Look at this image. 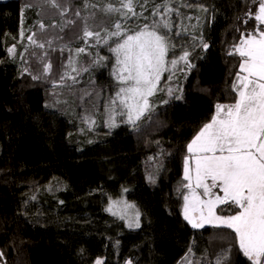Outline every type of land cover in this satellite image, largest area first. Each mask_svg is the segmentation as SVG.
I'll return each mask as SVG.
<instances>
[{
  "label": "trees",
  "instance_id": "16d2710c",
  "mask_svg": "<svg viewBox=\"0 0 264 264\" xmlns=\"http://www.w3.org/2000/svg\"><path fill=\"white\" fill-rule=\"evenodd\" d=\"M56 1L46 13L42 0L0 1V264H215L226 249L228 264H250L230 229H194L184 219L183 176L187 145L215 105L235 101L241 58L229 53L258 27L247 15L258 0H134L136 15L127 17L103 11L120 0ZM165 3L169 54L187 51L191 67L172 75V96L163 88L134 125L106 126L120 87L116 38L86 44L84 29L104 36L119 22L134 34L158 22L153 12L163 14ZM33 34L43 47L29 42ZM70 58L75 80L61 81ZM125 188L139 229L106 212Z\"/></svg>",
  "mask_w": 264,
  "mask_h": 264
},
{
  "label": "snow or ice",
  "instance_id": "6c2138e0",
  "mask_svg": "<svg viewBox=\"0 0 264 264\" xmlns=\"http://www.w3.org/2000/svg\"><path fill=\"white\" fill-rule=\"evenodd\" d=\"M120 5V8H115L108 4L103 11L107 14L124 9V17L136 15L134 0H120ZM53 6H56L55 3ZM163 7V14L159 7L153 12V16L160 15L159 22L151 27L144 25L134 34L124 31L119 22L114 25L115 31L105 30L104 36L87 26L84 29L86 44L90 38H95L97 44L116 38V46L111 48L116 56L112 74L120 87L110 99V127L115 126L117 105L120 114L127 116V123L133 125L151 109L149 98L160 90L163 74L170 71L169 63L171 69H175L181 61L191 67L187 51L178 59L170 62L167 59L172 45L167 35L171 31V22L166 17L172 9L167 3ZM247 15H254L258 27L253 32L242 34L239 44L234 46V53H229L238 54L241 58L236 82L232 85L237 94L235 101L215 105L210 121L187 145L189 155L184 160L183 176L187 183L183 188L188 191L183 196V217L194 229L203 228L206 224L230 229L235 233L239 251L247 261L264 264V28L259 27L264 25V0H258L255 14L249 11ZM40 27L43 29L44 25ZM33 37L34 34L27 37L29 42L37 47L44 46L37 44ZM203 46L207 48V44ZM9 51L14 53L15 49ZM84 52L85 48L76 49L77 56ZM67 68L70 71L61 76V81L65 78L74 81L71 72H78L76 62L70 58ZM50 71L51 64H47L44 72ZM171 78L168 77L169 80ZM168 92L171 95L172 89ZM120 203L113 202L109 211ZM220 205H229L236 211L219 215L216 209ZM124 208L134 209L135 206L124 204ZM126 218L121 214V219ZM132 226H140L138 211L134 212V219L129 223V227ZM230 251L221 252L215 264H228ZM97 264L101 262L97 261Z\"/></svg>",
  "mask_w": 264,
  "mask_h": 264
},
{
  "label": "rangeland",
  "instance_id": "374dc122",
  "mask_svg": "<svg viewBox=\"0 0 264 264\" xmlns=\"http://www.w3.org/2000/svg\"><path fill=\"white\" fill-rule=\"evenodd\" d=\"M0 1H4V0H0ZM42 5H46V7H42V8H44L45 9V11H44V13H46V12H49V11H51L52 9H53V7H51V6H53V3H55V5H57V1L56 0H42ZM44 3H46V4H44ZM41 5V4H40ZM41 5V6H42ZM50 5V6H49ZM160 21V20H159ZM158 21V22H159ZM152 26V25H151ZM150 26V27H151ZM88 29L89 30H91V31H93L94 29L91 27V26H88ZM166 31V30H165ZM94 32V31H93ZM27 35V33L24 31L23 32V36H22V38H24L25 36ZM170 48H171V46H170ZM170 48H169V50H170ZM16 51V50H15ZM183 54V53H182ZM182 54H179V55H170L169 54V52H168V57H167V59L169 60V62L172 60V59H178L179 58V56L180 55H182ZM11 55H15V52L14 53H12ZM116 63V62H115ZM184 66H185V63L184 62H179L178 64H177V66H176V68L175 69H171V66H170V63H169V68H170V71H166L164 74H163V76H162V78H161V81H160V90H158L157 92H156V94L154 95V96H152V97H150L149 99L151 100V99H155L156 98V95L158 94V92H160L163 88H166V94H167V96L169 95L170 97L172 96V94H173V92H174V90H173V88L169 85V83H168V81H169V79H168V77L169 76H172L173 75V73L175 74V73H177L178 71H180V70H182L183 68H184ZM76 67H77V63H76ZM168 89H172V92H171V95L169 94V92H168ZM165 91V90H164ZM115 96V95H114ZM113 96V97H114ZM110 104V103H109ZM109 104H108V106H107V110H106V114H105V118H106V120H105V123H104V125H106V126H109V112H108V107H109ZM121 113V110H120V108H119V106L117 105V107H116V111H115V113H114V119H115V124H116V122L117 121H127V116L126 115H121L120 114ZM94 121V120H93ZM87 123H89L90 125L91 124H93V122H90L89 120H87ZM110 127V126H109ZM198 192H202V189H198L197 190ZM127 192H128V189L127 188H125L124 190H123V192H122V194L120 195V197H118V198H115V199H111L109 202H108V204H107V206H106V212L109 214V215H111V216H113V217H115V218H117V219H119V220H121V221H123V223H124V225H125V227L126 228H128V229H139L140 227H141V225H142V219H141V214H140V211L138 210V208L132 203V202H130L128 199H127ZM115 201H118V202H121L120 204H118L116 207H114L113 209H112V211H109V208H110V206L112 205V203L113 202H115ZM124 204H127V205H134L135 206V208L134 209H131V208H124ZM136 211H138L139 212V227H135V226H132V227H129V223L130 222H132L133 221V219H134V212H136ZM113 212H115V213H117V214H113ZM121 214H124V215H126V219H121ZM205 226H209V225H205ZM204 226V227H205ZM211 226V225H210ZM196 229H199V228H196Z\"/></svg>",
  "mask_w": 264,
  "mask_h": 264
},
{
  "label": "crops",
  "instance_id": "0c3cea01",
  "mask_svg": "<svg viewBox=\"0 0 264 264\" xmlns=\"http://www.w3.org/2000/svg\"><path fill=\"white\" fill-rule=\"evenodd\" d=\"M214 191H217L218 192V189H215ZM218 194H220V195H222V193H219L218 192ZM206 199V198H205ZM216 212H217V209H216ZM182 213H183V211H182ZM218 214V213H217ZM210 226V225H209ZM206 227V226H205Z\"/></svg>",
  "mask_w": 264,
  "mask_h": 264
}]
</instances>
